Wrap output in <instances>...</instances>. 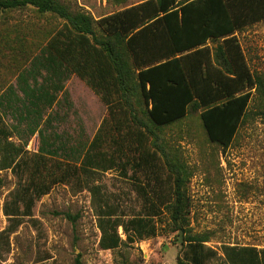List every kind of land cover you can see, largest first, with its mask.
Here are the masks:
<instances>
[{
    "label": "rangeland",
    "instance_id": "1",
    "mask_svg": "<svg viewBox=\"0 0 264 264\" xmlns=\"http://www.w3.org/2000/svg\"><path fill=\"white\" fill-rule=\"evenodd\" d=\"M143 1L61 0L72 11L92 15L91 9L97 17ZM62 25L56 16L33 8L0 18V127L9 133L8 138L0 136V163L13 158L18 162L0 170V264H73L77 256L85 264H175L189 252L183 242L186 234L172 231L169 212L155 198L153 183L149 186L145 174L131 168L137 158L134 143L126 127L118 129L116 123L125 116L112 114L101 96L74 74L63 72L48 82V73L42 71L44 88L42 78L29 77L31 61ZM235 35L252 72L264 80V21ZM220 43L209 44L215 48ZM22 74L25 87H20ZM62 79L63 89L55 90ZM263 92L262 87L253 90L246 117L226 151L209 140L201 110L190 108L184 119L155 129L157 144L192 174L187 184L189 221L191 234L208 238L199 248L204 264H229L226 247L264 250ZM48 97L54 99L51 105ZM98 136L96 150L112 162L84 169ZM148 143L152 148L154 135ZM124 163L128 166L122 171ZM167 172L162 168V178ZM150 202L160 212L156 237L116 250L100 248L101 212L128 218L142 214ZM119 234L126 242L121 228Z\"/></svg>",
    "mask_w": 264,
    "mask_h": 264
},
{
    "label": "trees",
    "instance_id": "2",
    "mask_svg": "<svg viewBox=\"0 0 264 264\" xmlns=\"http://www.w3.org/2000/svg\"><path fill=\"white\" fill-rule=\"evenodd\" d=\"M26 8L63 21L31 61L29 77L34 81L42 78L44 88L42 71L48 73V82L53 76L60 79L63 72L74 74L101 96L112 114L118 111L125 116L116 123L118 129L126 127L130 144L134 143L137 158L131 168L144 173L149 186L153 183L155 198L169 212L172 231L186 234L183 242L189 252L175 264H204L199 248L208 238L191 234L189 221L187 184L192 174L184 164L169 158L155 141L159 136L154 132L184 119L194 108L201 110L209 140L225 151L230 148L246 117L253 90L264 88V80L252 72L235 34L264 21V0H146L99 20L83 10L72 11L61 0H0V18ZM216 41L221 43L213 48L209 43ZM19 78L20 87L27 86L24 74ZM62 81L55 90L63 89ZM53 100L48 97L46 103L51 105ZM8 135L0 127V136ZM149 135H154L152 148ZM98 140L99 136L85 156L84 169L93 165L101 169L112 162L96 150ZM18 151L20 154L23 149ZM17 163L16 158L1 162L0 170ZM126 166L128 163L121 165V170ZM164 167L166 179L161 173ZM2 183L0 178V186ZM164 184L170 194L168 201ZM155 206L150 202L142 214L128 218L101 212L100 248L116 250L126 243L156 237L155 218L160 212ZM225 249L229 264H264V250ZM73 264L85 263L77 256Z\"/></svg>",
    "mask_w": 264,
    "mask_h": 264
},
{
    "label": "crops",
    "instance_id": "3",
    "mask_svg": "<svg viewBox=\"0 0 264 264\" xmlns=\"http://www.w3.org/2000/svg\"><path fill=\"white\" fill-rule=\"evenodd\" d=\"M145 1H146V0H145ZM90 11H91L92 15L94 16V18H95L96 20H99L100 18H102V17H104V16H107V15L112 14V13H110V14H107V15H104V16H99V17H97V15L94 13L93 10L90 9Z\"/></svg>",
    "mask_w": 264,
    "mask_h": 264
},
{
    "label": "built area",
    "instance_id": "4",
    "mask_svg": "<svg viewBox=\"0 0 264 264\" xmlns=\"http://www.w3.org/2000/svg\"><path fill=\"white\" fill-rule=\"evenodd\" d=\"M37 148V144L35 143L34 145H33V149H36Z\"/></svg>",
    "mask_w": 264,
    "mask_h": 264
}]
</instances>
